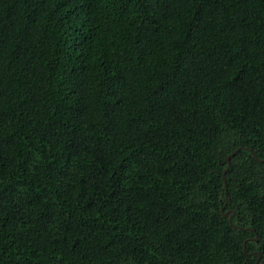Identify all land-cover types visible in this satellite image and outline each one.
<instances>
[{
    "label": "trees",
    "instance_id": "obj_1",
    "mask_svg": "<svg viewBox=\"0 0 264 264\" xmlns=\"http://www.w3.org/2000/svg\"><path fill=\"white\" fill-rule=\"evenodd\" d=\"M257 259L264 0H0V264Z\"/></svg>",
    "mask_w": 264,
    "mask_h": 264
},
{
    "label": "water",
    "instance_id": "obj_2",
    "mask_svg": "<svg viewBox=\"0 0 264 264\" xmlns=\"http://www.w3.org/2000/svg\"><path fill=\"white\" fill-rule=\"evenodd\" d=\"M238 150H239L238 148L235 149L233 152H231L230 154H228V155L225 157L226 167H225V169H224V171H223L222 177H223V181H224V186H225V196H226V197H225V203H224V205L222 206L221 209H223V208L226 206V204H227V188H226V182H225V174H226V172H227V170L229 169V166H230V158H231L232 156H234V155L237 153ZM229 211H230V209H227V210L224 212V215H225V214H228ZM234 214H235V211H232L231 214H230L229 217H228V218H229V221H231V219H232V217L234 216ZM247 229H251V228H247ZM252 239L256 240V239H257V236L255 235V237L252 238ZM243 247H245V242H244V244H243ZM258 260H259V259H257V261L255 262V264H257Z\"/></svg>",
    "mask_w": 264,
    "mask_h": 264
}]
</instances>
